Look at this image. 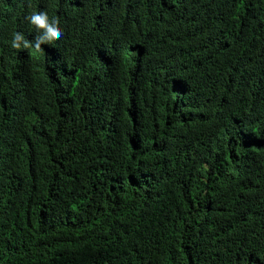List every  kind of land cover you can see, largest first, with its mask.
<instances>
[{"label":"trees","instance_id":"trees-1","mask_svg":"<svg viewBox=\"0 0 264 264\" xmlns=\"http://www.w3.org/2000/svg\"><path fill=\"white\" fill-rule=\"evenodd\" d=\"M202 3L224 27L195 33L203 12L180 14L168 36L184 51L181 84L136 64L101 92L86 23L64 18L74 0H0V264H264V73L250 65L264 48V0ZM39 11L66 30L67 83L41 50L11 47L15 32L34 40L26 17ZM201 77L215 80L192 86ZM220 80L236 87L228 112ZM253 103L262 127L240 120ZM214 143L235 155L218 158ZM191 230L199 252L177 263Z\"/></svg>","mask_w":264,"mask_h":264},{"label":"clouds","instance_id":"clouds-1","mask_svg":"<svg viewBox=\"0 0 264 264\" xmlns=\"http://www.w3.org/2000/svg\"><path fill=\"white\" fill-rule=\"evenodd\" d=\"M96 1L74 0L75 6L64 12V18L67 23L78 19L86 23L87 39L84 49L87 54H93L90 64L95 67L93 73L97 75L96 81L101 87V92L115 84L122 69H130L136 64L148 74L158 75L161 72L165 79L181 84L185 65L184 51L174 49L168 36L177 27L180 14L193 7H197L201 14L203 12L202 16H196L192 20L195 33L219 32L223 30L225 23L219 13L215 18L204 17V8L211 12L215 10L202 3V0ZM26 19L38 34L33 41H29L23 33L15 32L11 47L17 50H41L38 59L43 61L49 76L57 83H67L73 72L71 66L75 63L72 53L62 45L66 30L61 27L59 18L55 15L50 17L47 11H39L28 14ZM250 65L264 73V48ZM27 70V64L22 63L18 70L19 76L22 77ZM214 80L201 77L192 86H210ZM221 82L225 91V112H228L233 106L237 91L233 83ZM196 111L201 116L208 117L203 110ZM260 112L261 106L253 103L240 120L244 125L262 127ZM9 122L13 126L16 125L12 111H9ZM4 123V120L0 123V131L4 130ZM213 152L220 159H231L235 155L231 147L218 143L213 144ZM199 236L200 233L194 230L179 236V243L187 248L189 255L176 259L177 263L199 252Z\"/></svg>","mask_w":264,"mask_h":264}]
</instances>
